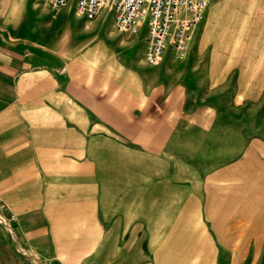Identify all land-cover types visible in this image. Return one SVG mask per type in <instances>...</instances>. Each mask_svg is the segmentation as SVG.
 <instances>
[{"label":"crops","instance_id":"0c3cea01","mask_svg":"<svg viewBox=\"0 0 264 264\" xmlns=\"http://www.w3.org/2000/svg\"><path fill=\"white\" fill-rule=\"evenodd\" d=\"M143 46L1 0L0 264H264V0H209L181 59Z\"/></svg>","mask_w":264,"mask_h":264},{"label":"built area","instance_id":"2783aa9c","mask_svg":"<svg viewBox=\"0 0 264 264\" xmlns=\"http://www.w3.org/2000/svg\"><path fill=\"white\" fill-rule=\"evenodd\" d=\"M69 0H41L52 9L63 7ZM209 0H73L74 11L85 20H92L102 10L111 13L113 29L117 32L144 35L143 60L157 64L170 50L177 59L186 51L192 28L201 18ZM14 214L0 200V227L11 233ZM28 256L24 248H17Z\"/></svg>","mask_w":264,"mask_h":264},{"label":"rangeland","instance_id":"374dc122","mask_svg":"<svg viewBox=\"0 0 264 264\" xmlns=\"http://www.w3.org/2000/svg\"><path fill=\"white\" fill-rule=\"evenodd\" d=\"M0 3H1V0H0ZM205 51H207V50H203L202 52L204 53ZM168 52V51H167Z\"/></svg>","mask_w":264,"mask_h":264}]
</instances>
